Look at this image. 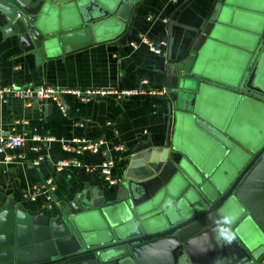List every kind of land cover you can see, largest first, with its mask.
<instances>
[{"label":"water","instance_id":"1","mask_svg":"<svg viewBox=\"0 0 264 264\" xmlns=\"http://www.w3.org/2000/svg\"><path fill=\"white\" fill-rule=\"evenodd\" d=\"M138 1L0 0V10L21 48L53 57L127 44ZM207 17L179 58L169 24L166 145L131 163L148 172L54 215L10 200L0 264H264V0H216Z\"/></svg>","mask_w":264,"mask_h":264},{"label":"crops","instance_id":"2","mask_svg":"<svg viewBox=\"0 0 264 264\" xmlns=\"http://www.w3.org/2000/svg\"><path fill=\"white\" fill-rule=\"evenodd\" d=\"M215 1L139 0L130 12L127 44L95 40L90 46L53 57L21 48L16 36H9L6 17L0 10V84L98 90L138 87L142 80L148 79L152 88L168 89L169 24L174 22L172 57L179 58L208 18ZM141 36L155 42L167 40L168 47L161 54L152 52L144 43L133 48L130 42L139 41ZM167 92L124 100L115 95L99 99L63 94L64 111L56 102L28 105L22 98L6 102L0 98V138L14 135L25 138L20 148L0 142V209L14 200L31 214L48 216L56 214L61 205L66 206L83 191L100 192L105 200L114 198L128 172L132 175L148 172L139 166L131 167L133 158L141 160L139 155L149 151L155 156L162 153L160 147L166 145L169 128V89ZM35 136L43 141L33 140ZM74 139L103 140L102 149L107 154L78 152L80 145L73 144ZM62 141L73 144L72 148L64 149ZM148 141L153 143L152 148L134 151L139 143ZM40 144V150L33 149ZM120 145L124 150L116 149ZM40 156L44 159L36 164ZM65 158L82 165L58 171L56 163ZM108 158L116 160V184L106 181L101 171L102 162ZM49 177L54 178L56 185L53 200L44 196L37 201L29 200L26 197L29 189Z\"/></svg>","mask_w":264,"mask_h":264},{"label":"built area","instance_id":"3","mask_svg":"<svg viewBox=\"0 0 264 264\" xmlns=\"http://www.w3.org/2000/svg\"><path fill=\"white\" fill-rule=\"evenodd\" d=\"M141 39L138 41H131L130 45L133 48H138L141 43H144L148 46L149 50L155 52L157 54H161L165 52V48L168 47L167 40H161L159 42L151 41L146 36H141ZM168 89H155L150 86V81L148 79L142 80L140 86L132 87V88H122V89H98V90H75V89H67L60 88L52 85H42V86H32V85H23V86H5L0 84V98L6 102L11 98L18 97L24 99L28 105L33 104L36 101L41 102H56L60 106L61 110H65L64 105L62 104L61 96L63 94H73L81 97H90V96H109L115 95L117 98L124 100L133 96L138 95H165L168 92ZM35 141H43L39 136L33 137ZM50 140V139H49ZM0 142L3 145L9 146L11 148H20L24 145L25 138L21 135L8 136L6 138H0ZM73 144H79L80 146L77 148L78 152H82L84 150H88L91 153H99L107 154L105 150L102 149L103 140L98 141H90V140H82V139H74L72 140ZM73 144H69L67 142L62 141V145L64 149L70 150ZM40 146H35L34 150H40ZM117 150H124V146L120 145L116 147ZM11 159V157H8ZM44 159L43 156H40L36 160V164H39ZM70 165H78L82 164L78 161L70 160V159H62L56 163V169L58 171L63 170L65 167ZM115 166L116 160L112 158H108L104 160L101 164V171L104 175L106 181L111 184H116L118 182V178L115 175ZM89 168V167H87ZM56 192V185L53 177H49L45 180L44 183L33 185L32 188L26 194V197L31 201H37L41 196L46 197L47 200L52 201L54 197V193Z\"/></svg>","mask_w":264,"mask_h":264}]
</instances>
